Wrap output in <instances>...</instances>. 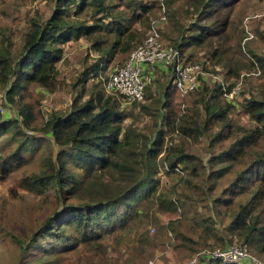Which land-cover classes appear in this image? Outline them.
Instances as JSON below:
<instances>
[{
  "label": "trees",
  "instance_id": "1",
  "mask_svg": "<svg viewBox=\"0 0 264 264\" xmlns=\"http://www.w3.org/2000/svg\"><path fill=\"white\" fill-rule=\"evenodd\" d=\"M11 1L0 0L1 30L4 27L2 15H7L5 8ZM177 1L46 0L52 4L48 19L31 18V31L23 37L22 45L16 51L3 46L0 51V92L4 91L7 103L16 109L18 118L5 115L4 118L0 112V133L14 131L24 139H29L26 133L47 136L56 149L42 158L40 171L19 179L10 190L13 199L18 198V189H22L39 195L44 205L59 204L30 238L8 236L19 244L23 254L33 249L37 253L46 248L56 252L78 246L88 252H102L105 249L103 240L118 228H127L130 221L137 218L141 221L140 215L146 209L145 200L149 198L153 202L155 199L160 155L163 172L180 175V180L194 187L197 194V197H191L193 202L190 204L178 195L172 201L181 209L182 218L190 222L189 233L176 230L171 221L168 223L169 231L174 233L173 247L180 260L195 258L204 251L225 249L234 243H242L251 251L264 249V90L261 96H253L243 103L251 121L250 125H245L231 117L233 105L224 98L226 92L221 83L211 88L200 82L197 90L182 94L174 85L173 69L162 68L167 73L161 83L166 109L163 125L176 130L178 136L195 142L207 137L209 148L215 150L211 162L229 163L233 168L212 169L194 183L190 175L199 176L201 158L172 141L163 149L162 130L153 142L145 140L136 155L134 140L124 126L127 115L120 94L108 92L105 87L115 67L125 65L149 36L152 23L162 17L165 20L158 27L163 43L183 53L188 64L204 66L205 59L201 61L197 54L189 57L186 50L210 46H204L210 34L216 39L222 38L229 30L230 20L221 22L220 12L216 10L219 5L238 4L239 1L187 0L188 8L182 11L186 15L185 23L179 18L180 11L173 9ZM203 21L211 25L204 26ZM166 22H171L174 34L179 35L174 38L178 41L173 45L163 38L168 30L162 32ZM183 26L184 33L179 32ZM259 36L264 42V35ZM81 38L89 50L83 60L82 78L85 82L91 80V86L79 94L70 113L53 112L47 117L39 90L55 93L66 85L58 70V63L63 58L62 45ZM220 45L211 47L212 58H216ZM236 47L250 66L264 74V53H252L251 56L246 52L247 46ZM204 68L207 69V65ZM235 74L239 78V73ZM157 81L161 79L147 86L144 101H150L148 96L155 95L152 85ZM232 88L228 87L227 92ZM133 104L141 106V102ZM201 111L204 118L200 116ZM130 159L131 165H127ZM25 162L19 149L3 154L0 151V176H9ZM124 169L134 173L133 184L124 190L115 188L117 192L112 196H102L101 193L107 194L114 189L106 181V175L124 172ZM140 173L142 177L138 176ZM232 173L227 185H219L210 179L212 175L221 180ZM142 186L147 188L145 194L140 190ZM84 193L92 196L85 198ZM227 194L231 197H226ZM51 196L53 201H50ZM240 197L242 199L236 202ZM162 198L166 195H161V201L160 197L156 198V202H163ZM221 206L228 207V211L223 212ZM221 215L229 221H220ZM223 230L227 235H223ZM194 264L223 263L207 260L202 255Z\"/></svg>",
  "mask_w": 264,
  "mask_h": 264
},
{
  "label": "rangeland",
  "instance_id": "2",
  "mask_svg": "<svg viewBox=\"0 0 264 264\" xmlns=\"http://www.w3.org/2000/svg\"><path fill=\"white\" fill-rule=\"evenodd\" d=\"M238 1V4L231 2L227 6L219 5L216 10L220 12L219 20L221 22H224V19L227 18L230 20L229 30L227 29L223 33L222 38L216 39L213 34H210L207 37V43L204 45L210 46L202 49L188 47L185 53L189 57L197 54L201 61L205 59L203 65H207V69L204 66L202 67L204 72L201 76V84L207 83L211 88H214L217 83H221L226 92L224 98L233 105L234 113L231 114V117L239 123L250 125L251 121L245 114L243 103L253 96H261V91L264 90V74L257 67L250 66L249 61L238 51L236 46L242 45L246 36L245 27L247 25L256 34V39L247 43L246 52L251 56L252 53L258 55L264 53V42L259 36V34L264 35V0ZM187 8V0H178L173 7L174 10L180 11L179 18L184 20V23L186 15L182 11ZM5 9L7 15H2L1 18L4 27L2 30L0 29V51L3 50V46L10 51L12 49L16 51L21 47L23 37L31 31L30 19H48L52 12V4L47 3L46 0H12ZM227 15L229 16L227 17ZM203 22L204 26L211 25V23L208 24V21ZM167 28L168 30L163 38L167 43L173 45V43H177L178 40L175 39L179 35L174 34L171 22H166L163 25L162 32ZM180 31L184 33L185 26L181 27ZM217 43L221 44L218 48L219 52L216 58H212L210 49ZM62 47L63 58L58 63V70L60 79L63 78L67 82L66 85L59 88L55 93L39 90L43 112L47 117L52 116L53 112L70 113L73 102L92 83L91 80L85 82L82 78L83 60L89 53L84 39L69 40ZM237 72L239 78L236 77L235 73ZM166 74L162 69L156 73L153 81L158 79H161V81H157L156 84L152 85V91L155 95L148 96V99L151 100L142 101L141 106L127 103L120 95L124 103L123 110L127 115L124 126L130 132L132 140H134L135 146L133 148L136 155H139L145 140L148 139L153 142L157 138V133L162 130L164 131L161 138L163 149L172 141L183 145L187 151L201 158L202 162L198 165L199 176L191 177L189 174L194 183L204 178L205 173H210L212 169L218 170L222 167L233 169L229 163L211 162L215 150L209 148L207 137L195 142L186 137L178 136L176 130H170L169 126L163 125L166 119V109H164L165 99L161 83ZM202 80L205 82H202ZM231 86L233 87L232 90L240 87L233 98L227 96V89ZM0 112L3 117L5 115L14 119L18 116L16 109L7 103L4 91L0 92ZM200 116L204 118L202 111ZM26 134L29 139H24L22 135H16L14 131L0 133L1 153H10L19 149L21 157L26 159V162L9 176H0V264H193V256L186 261L179 259L178 252L173 247L174 233L169 231L168 223L171 221L174 223L176 230L189 233L190 222L182 218L181 209L172 201L178 195L181 200L190 204L193 202L191 197H197V194L194 187L186 181L180 180V175L163 172V165L160 161L161 155L158 158V183L155 188V199L153 202H150L149 198L145 200L146 209L140 215L141 221L138 218L132 220L128 223L127 228H118L112 235L107 236L103 240L105 249L102 252L92 253L85 250L84 247L78 246L64 250L59 249L56 252L50 250L51 248L49 250L46 248V251H38L39 253H37L33 249L23 254L19 244L8 236L12 234L30 238L29 236H32L38 227L59 207L57 202L44 205L39 195L22 189H18V198L13 199L11 197L10 190L17 185L18 180L40 171L42 158L51 151H56L49 137L38 136L33 133ZM130 162L131 159L127 165ZM128 172L129 170L124 169V172L122 170L119 173H113V175L108 173L105 177L106 181L110 182L114 189L107 194L100 192L101 195L112 196L114 192H117L115 188L123 190L129 188L135 177L133 172ZM142 175V173L138 174L139 177H142ZM233 175V173L227 174L221 180L211 175L210 179L218 184L227 185ZM82 188L84 189L85 186L83 185ZM140 190L144 192L143 194L147 192L146 186H142ZM162 194H165L166 198H162L163 202H160ZM185 194L188 197L187 199H185ZM51 195L53 194L51 193ZM85 195V198L92 196V194ZM159 197L160 201L156 202V198ZM226 197L231 196L227 194ZM164 199L168 204L164 202ZM241 199L242 197L238 198L236 202ZM53 200L54 198L51 196L50 201ZM170 203H172L171 206ZM221 207L223 212L228 211V207ZM220 221L228 222L229 220L221 215ZM222 233L227 235L225 230ZM249 252L264 264V249H254L252 251L249 249ZM34 254H37L38 257Z\"/></svg>",
  "mask_w": 264,
  "mask_h": 264
},
{
  "label": "built area",
  "instance_id": "3",
  "mask_svg": "<svg viewBox=\"0 0 264 264\" xmlns=\"http://www.w3.org/2000/svg\"><path fill=\"white\" fill-rule=\"evenodd\" d=\"M164 20L162 17L159 21H154L142 46L131 54L125 65L115 67L105 84L108 92L119 93L127 103L142 102L145 99V90L154 80L158 70L168 67L173 69L174 85L182 94L197 90L204 72L202 65L188 64L183 53L163 43L158 25ZM249 28L246 25L243 48L248 42L256 39V34ZM239 89L240 87L233 89L227 96L233 98ZM202 255L207 260L221 261L223 264H262L242 243H234L225 249L212 252L204 251L194 258L193 264Z\"/></svg>",
  "mask_w": 264,
  "mask_h": 264
}]
</instances>
